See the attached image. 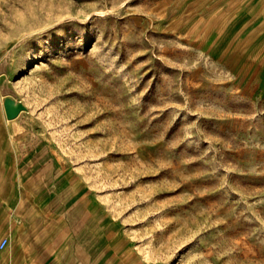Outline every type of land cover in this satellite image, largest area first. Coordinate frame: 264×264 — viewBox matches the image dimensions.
Wrapping results in <instances>:
<instances>
[{
	"label": "rangeland",
	"instance_id": "374dc122",
	"mask_svg": "<svg viewBox=\"0 0 264 264\" xmlns=\"http://www.w3.org/2000/svg\"><path fill=\"white\" fill-rule=\"evenodd\" d=\"M1 204L5 264H264V0H0Z\"/></svg>",
	"mask_w": 264,
	"mask_h": 264
},
{
	"label": "crops",
	"instance_id": "0c3cea01",
	"mask_svg": "<svg viewBox=\"0 0 264 264\" xmlns=\"http://www.w3.org/2000/svg\"><path fill=\"white\" fill-rule=\"evenodd\" d=\"M18 206H21V207L23 208L22 205L17 204V205L13 208V210H10V209H6L4 204H1V205H0V216H1L2 213H4L5 211H9V213H10L11 215H13L14 212H15V209H16ZM22 211H23L24 215L27 214V213H25V208H23ZM29 214H31V213H28L27 215H29ZM0 226H1V223H0ZM9 232H10V229H8V228L5 227V228H4V231H3V234L1 235V236L4 235V236H7V237H8V241H9V242H7V243L12 242V239H11L10 235L8 234ZM1 236H0V238H1ZM4 236H3V237H4ZM1 239H2V238H1ZM1 239H0V240H1ZM48 240H49V236H48L47 241H48ZM47 241H46L45 243H47ZM45 243H44V244H45ZM44 244H43V245H44ZM41 247H42V245L38 248V250H37V251L34 253V255L30 258V261L33 260V259H35L36 255L40 252ZM2 248H3V247H2ZM2 248L0 247V252L2 251ZM0 259H1V260H0V264H5L4 261H6V258L3 257V259H2V258H0ZM57 259L60 260L62 264H71L72 256H71V253H70V252H69V254L63 252V253L60 254L59 258H57ZM30 261H29V262H30ZM28 264H29V263H28Z\"/></svg>",
	"mask_w": 264,
	"mask_h": 264
},
{
	"label": "built area",
	"instance_id": "2783aa9c",
	"mask_svg": "<svg viewBox=\"0 0 264 264\" xmlns=\"http://www.w3.org/2000/svg\"><path fill=\"white\" fill-rule=\"evenodd\" d=\"M8 242V237L7 236H4L2 237V239L0 240V247H4Z\"/></svg>",
	"mask_w": 264,
	"mask_h": 264
},
{
	"label": "bare ground",
	"instance_id": "6f19581e",
	"mask_svg": "<svg viewBox=\"0 0 264 264\" xmlns=\"http://www.w3.org/2000/svg\"><path fill=\"white\" fill-rule=\"evenodd\" d=\"M21 209H23V208H21ZM15 210H16V209H15ZM19 212H20V211H19ZM19 214H20V213H19ZM10 217H11V216H10ZM14 219H15V218H14ZM15 220H16V219H15ZM23 222H24V221H23ZM40 223H41V222H40ZM29 224H30V223H29ZM39 225H40V224H39ZM10 229H11V228H10ZM35 229H36V228H35ZM13 247H14V246H13ZM10 248H11V247H10ZM3 256H4V255H3ZM3 256H2V257H3ZM10 257H11V256H10ZM8 258H9V257H8ZM2 259H3V258H2ZM0 260H1V259H0ZM7 260H8V259H7ZM7 260H6V261H7Z\"/></svg>",
	"mask_w": 264,
	"mask_h": 264
}]
</instances>
